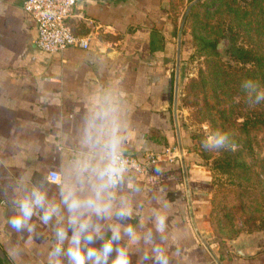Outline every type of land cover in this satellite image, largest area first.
Here are the masks:
<instances>
[{
    "label": "crops",
    "instance_id": "1",
    "mask_svg": "<svg viewBox=\"0 0 264 264\" xmlns=\"http://www.w3.org/2000/svg\"><path fill=\"white\" fill-rule=\"evenodd\" d=\"M24 1L0 0V246L6 255L0 264H48L60 218L44 225L34 216L35 230L17 233L7 224L14 214L11 200L46 179L48 197L58 203L59 188L73 173L74 162L102 166V147L83 143L85 120L98 112L107 113L95 132L101 145L113 133L121 137L122 153L155 152L160 157L146 172L125 171L110 194L114 208L122 202L130 211L127 224L141 234L151 230L157 243L161 236L155 231V217H167L170 264H219L206 243L222 264H264V246L254 256L243 257L231 241L228 248L222 242L211 243V176L185 128L181 127L179 140L175 124L181 0L78 2L68 23L90 46H69L54 53L37 46V22ZM116 98L122 103L116 105ZM50 171L60 173L59 183L50 180ZM88 175L86 193L97 183L93 173ZM64 216L66 224V210ZM118 223L115 216L100 221L106 238L107 229ZM101 244L97 239L92 246ZM121 244L131 248L132 264H141L150 247L127 237ZM61 260L68 264L66 256Z\"/></svg>",
    "mask_w": 264,
    "mask_h": 264
},
{
    "label": "rangeland",
    "instance_id": "2",
    "mask_svg": "<svg viewBox=\"0 0 264 264\" xmlns=\"http://www.w3.org/2000/svg\"><path fill=\"white\" fill-rule=\"evenodd\" d=\"M194 0H181L180 29L185 12ZM228 0H200L192 6L184 27L179 79V127L194 142L200 163L211 176V243L225 246L241 236L264 237V101L251 103L242 88L245 80L264 91V67L223 58L211 44L228 34L237 46L264 57V0L258 15L240 14L226 8ZM235 7L251 9L254 0H234ZM179 100V99H178ZM228 132L235 150L208 151L202 147L211 132ZM231 156L230 173L221 170L219 158Z\"/></svg>",
    "mask_w": 264,
    "mask_h": 264
},
{
    "label": "clouds",
    "instance_id": "3",
    "mask_svg": "<svg viewBox=\"0 0 264 264\" xmlns=\"http://www.w3.org/2000/svg\"><path fill=\"white\" fill-rule=\"evenodd\" d=\"M242 88L247 92L251 103L259 104L264 101V91L259 90L257 82L249 79L242 83ZM114 103L119 105L122 98H116ZM107 119V113L98 112L93 117L85 120L83 130V143L93 149L102 147V166L97 167L90 164L82 167L74 162L73 173L66 177V181L59 188V202L50 200L46 179L35 183L30 190H26L20 198L11 200L14 214L8 218V226L17 233L24 230L32 232L36 225L32 218L38 215L39 221L49 225L54 218L57 224L55 228V244L48 253V264H62L61 257L66 256L68 264H132L131 248L121 241L127 237L129 241L139 245L141 241L149 245V249L140 258L143 261L151 260L152 264H170L169 248L166 244L167 217L163 214L157 215L154 220L155 231L160 234V242L153 239V232H137L136 227L127 224L130 211L121 202L119 207H113L111 189L117 187L124 177V161L121 149V137L109 133L107 139L101 145L95 132L98 123ZM205 150L231 149L236 145L232 142L228 132L216 130L211 132L202 143ZM160 169H157L159 171ZM95 175L97 183L90 185V191H83L85 180L90 179L88 173ZM83 177V179H81ZM67 212L66 224L64 213ZM115 216L120 223L110 226L107 231L110 235L105 237L104 230L100 224L101 220ZM123 227V231H121ZM71 229L72 235L68 236ZM99 239L102 244L93 247ZM67 241V248L65 242ZM177 249V253H178ZM113 254L114 257H113Z\"/></svg>",
    "mask_w": 264,
    "mask_h": 264
},
{
    "label": "built area",
    "instance_id": "4",
    "mask_svg": "<svg viewBox=\"0 0 264 264\" xmlns=\"http://www.w3.org/2000/svg\"><path fill=\"white\" fill-rule=\"evenodd\" d=\"M78 0H25L24 8L30 12L38 26L37 46L44 51L54 53L66 47L88 48L90 42L86 37L74 33L68 20L74 14ZM125 171L146 172L149 167L160 160L155 152H147L142 156L122 153ZM124 171V172H125ZM49 178L59 183L61 175L50 171Z\"/></svg>",
    "mask_w": 264,
    "mask_h": 264
},
{
    "label": "water",
    "instance_id": "5",
    "mask_svg": "<svg viewBox=\"0 0 264 264\" xmlns=\"http://www.w3.org/2000/svg\"><path fill=\"white\" fill-rule=\"evenodd\" d=\"M84 0H78V2H83ZM100 1H104V0H100ZM200 0H194L192 3H190V5L188 6L184 18L182 20L181 26H180V30H179V55H178V62L177 67H176V74H175V93H174V112H175V121H176V126H177V131H178V137L179 140L181 139V134H180V128H179V122H178V93H179V79H180V64L181 63V45H182V38H183V32H184V27L186 24V20L188 17V14L192 8V6L194 5V3H197ZM234 46V42L232 39L231 35H227L226 37H222L220 38L218 44H217V51L219 53V55L223 58H226L228 56H232V48ZM180 150L182 154V162H183V167H184V173H185V177H186V183H187V187H188V196H190V188L188 185V174H187V168H186V164H185V158L183 156L184 151H183V147L180 143ZM206 243V242H204ZM231 244L234 248V251L243 257H250V256H254L258 250L260 249V247L264 246V237L260 236L258 234H253V235H248V236H241L237 239H234L233 241H231ZM208 249L211 251V253L216 257L217 261L219 264H222L221 261L218 259V257L215 255L213 249L211 248V246L206 243ZM0 260L3 262H6V255L3 251V249L0 246Z\"/></svg>",
    "mask_w": 264,
    "mask_h": 264
},
{
    "label": "trees",
    "instance_id": "6",
    "mask_svg": "<svg viewBox=\"0 0 264 264\" xmlns=\"http://www.w3.org/2000/svg\"><path fill=\"white\" fill-rule=\"evenodd\" d=\"M255 1V0H254ZM247 2V0H246ZM259 0H256L254 3L252 4L254 5L251 9H242L241 6L239 5L238 7H235V3L236 1L234 0H228L224 3H226V8L234 11L235 13H240V14H254L256 12V15H258V12L260 9H262V4L259 3ZM258 6L260 7V9H257ZM263 10V9H262ZM232 36V35H231ZM233 42H234V46L232 48V58L234 61L236 62H240V63H252V64H257L259 67H264V57L257 55L252 49L250 48H246V47H241V46H237L235 44V39L233 38ZM212 48L214 51H217V44L216 43H212L211 44ZM259 119L263 120L264 122V113L263 115L259 114ZM219 161H221V163L219 162V165L222 171H224L225 173H230L231 169L234 168V166L232 165L233 162H235V160L231 157V156H225L224 158H219ZM224 166H229L230 168L228 170H226V167Z\"/></svg>",
    "mask_w": 264,
    "mask_h": 264
}]
</instances>
